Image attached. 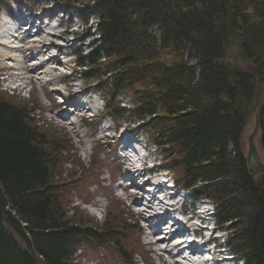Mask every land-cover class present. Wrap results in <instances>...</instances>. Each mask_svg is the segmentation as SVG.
<instances>
[{
  "label": "trees",
  "instance_id": "obj_1",
  "mask_svg": "<svg viewBox=\"0 0 264 264\" xmlns=\"http://www.w3.org/2000/svg\"><path fill=\"white\" fill-rule=\"evenodd\" d=\"M47 1L85 26L94 18L90 51L75 54L105 114L144 129L176 184L213 204L230 252L264 264V173L250 177L240 144L256 110L264 157V91L253 105L264 86V0ZM234 45L247 69L224 62ZM34 112L0 94V264H72L81 243H109L130 262L120 228L67 216L52 183L63 149Z\"/></svg>",
  "mask_w": 264,
  "mask_h": 264
},
{
  "label": "rangeland",
  "instance_id": "obj_2",
  "mask_svg": "<svg viewBox=\"0 0 264 264\" xmlns=\"http://www.w3.org/2000/svg\"><path fill=\"white\" fill-rule=\"evenodd\" d=\"M9 5L13 7L17 14L23 15L24 12H27L31 17L30 20L36 22V25L40 22L51 23L54 21L58 24V27L55 29L56 31H53L54 33H61L60 31L62 30L68 31L67 36L62 37L68 42L67 48L62 50L49 47L46 55H53L58 60V58L62 59L61 56L69 54L70 57L68 59L62 60H67L69 65H73L75 62L73 54L75 52L88 53L90 51L91 39L85 40L84 37L87 30L90 34L93 33L94 18H88V24L84 27V24H81L76 18L58 15L57 11L60 10L59 7L47 0H9ZM238 54L239 50L237 46H231L228 49L224 62L232 67L247 69L249 63L241 60ZM1 66L2 64H0V68ZM76 68L71 72L64 70L71 74L68 78H56L54 79L55 82L45 84L44 86H41V83L36 82L33 84L30 81L34 86H31L29 91L21 89L22 91H18V93H14L13 95L10 92L9 86L2 82L5 76H0V94L14 103L27 104L29 108H34L33 118L41 126V131H45L48 135L45 139L54 144L58 143V146L63 149L61 154H59L60 162L53 173L52 183L55 194L61 198L64 211L68 213L67 216L73 218L75 221L79 220L89 225L102 226L103 223H108L113 228H120L122 242L126 249L127 257L130 259V262L123 260L109 243H103L100 248L95 243H86L84 245H76L77 250L72 257V264H171L175 261V258L171 257V255L163 253L159 257V252L153 253V246L146 245L145 247L144 245L149 242V237L143 234L146 224L143 218L145 217L131 210L132 207L136 208L133 205L139 206L138 204H143V202L137 200V198H129L122 190L123 183L116 182L119 167L112 157V145L115 141L109 138L108 140L97 141L101 140L100 137L104 135L102 134L103 128H108L107 134L111 136L113 131H115L114 128L118 126L120 131H115V136L120 137L124 134L123 136L126 137L125 134L128 135V138L126 137L125 140H130V146H132V150L134 151L131 152V156L135 160L138 158L139 152L143 150V144L149 143V134L144 129H141L139 125L117 120L112 124L105 121L102 128L97 130L94 128H83V122H79L76 118L75 126H79L78 129L75 126H65L68 119L63 117L64 113L68 116L67 118L73 120L74 115H72V109L69 107L70 103H67V106H59L60 99L58 96L63 98L67 95L66 99L70 102L69 98L77 92L78 87L79 94L96 91L98 87L92 80H82L81 70L83 69L78 68V66ZM0 73H2V70H0ZM260 90L259 97L253 103L256 109L263 100L264 86ZM54 91H57L58 95L53 93ZM79 98L80 96H76V99ZM120 101L129 107L130 102L127 99L122 98ZM57 116L61 118L57 119ZM255 119L256 110L247 118L241 134L240 144L244 159H246L248 153V139L252 136L255 129ZM86 122L90 123V120ZM136 134L137 136H135ZM92 140L95 141V144L90 143ZM252 142L260 158V164L264 166V157L259 144L258 131L252 137ZM146 156L147 160H149L148 163L151 164H148L144 168L148 170L154 166L155 169H152V173L158 172L148 180L149 183L155 184L156 181L153 177L159 178L158 170L163 165H166V162L161 158L159 151L156 153L151 149L149 152H146ZM153 160L154 162L152 163ZM138 173L141 176L142 173ZM166 173L168 174L167 178H174L173 180H175L176 174L174 172L167 171ZM260 175H256L252 179L254 181L258 180ZM179 186L181 185L179 184ZM114 194H116L119 200L115 198ZM186 202L193 208H197L199 204L204 203V210L208 212L205 218L208 221L202 227H207L210 231V227L215 223L216 212L213 204L208 199L199 196L196 202L191 201L189 197ZM227 235H229L228 232L224 233L223 229L220 228L218 232L213 234L217 238L215 242L219 245H226L224 242ZM208 246L211 247L210 244ZM228 250L230 251V249ZM226 258L228 259L229 257L226 256ZM237 261L235 264H242L240 259ZM231 262L226 263L233 264Z\"/></svg>",
  "mask_w": 264,
  "mask_h": 264
},
{
  "label": "bare ground",
  "instance_id": "obj_3",
  "mask_svg": "<svg viewBox=\"0 0 264 264\" xmlns=\"http://www.w3.org/2000/svg\"><path fill=\"white\" fill-rule=\"evenodd\" d=\"M45 17H47V15H45ZM31 29H33V28H31ZM41 30H42L41 28L40 29H37L36 30V33H33V30L32 31H27V32H24V33L23 32H18L19 42H20V49L18 50V53L21 54V55H23V56H25L26 53H29V56H32V57H36L37 55L43 54L44 58L46 59V63L44 65L45 66L53 65L54 59H49V58L45 57L46 54L49 51V47H47L46 44L44 43V40H43V38H44L43 36L44 35L43 36L41 35V33H42ZM48 45H50V44H48ZM10 53H11L10 51H8V53L6 52L4 54V57H7L8 54H10ZM28 62H31V67L33 65H36L33 60H30ZM13 66L15 68H17V69H20L21 67L24 66V63H23V61H21L19 63L13 64ZM70 99H71V97H70ZM67 103H68V101H67ZM56 118L58 119V118H61V117L60 116H57ZM123 135L120 136V139L123 138V137H125ZM125 135L128 138V135L127 134H125ZM134 177L135 178H140V175H139L138 171L135 172ZM202 204H204V203H202ZM149 210H151V209L149 208ZM153 212L156 213L157 210L154 211V209H153ZM196 217H197L196 215L193 216V218H196ZM150 218H157V217H155V215H152ZM197 219L198 220H202V217L201 218L200 217H197ZM203 220L205 221L206 219L204 218ZM170 238H171V236H169V239ZM164 240H166V237H165ZM179 252H177V255H181V253H179ZM181 260L183 262H186V261H184V258H182ZM171 264H180V263H176V262L173 261Z\"/></svg>",
  "mask_w": 264,
  "mask_h": 264
},
{
  "label": "water",
  "instance_id": "obj_4",
  "mask_svg": "<svg viewBox=\"0 0 264 264\" xmlns=\"http://www.w3.org/2000/svg\"><path fill=\"white\" fill-rule=\"evenodd\" d=\"M258 131V125H257V119H255V129L251 137L248 139V153L246 157V166L247 171L250 175V177H254L256 175L263 174L264 172V166L260 164V158L257 154V151L253 145L252 137L255 135V133Z\"/></svg>",
  "mask_w": 264,
  "mask_h": 264
}]
</instances>
